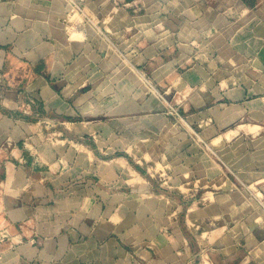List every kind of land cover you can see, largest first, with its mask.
<instances>
[{
	"label": "crops",
	"instance_id": "crops-1",
	"mask_svg": "<svg viewBox=\"0 0 264 264\" xmlns=\"http://www.w3.org/2000/svg\"><path fill=\"white\" fill-rule=\"evenodd\" d=\"M70 1L0 0V264H264V0Z\"/></svg>",
	"mask_w": 264,
	"mask_h": 264
},
{
	"label": "rangeland",
	"instance_id": "rangeland-1",
	"mask_svg": "<svg viewBox=\"0 0 264 264\" xmlns=\"http://www.w3.org/2000/svg\"><path fill=\"white\" fill-rule=\"evenodd\" d=\"M70 2H72L73 4H75V3H77V1L75 0V1H70ZM75 2V3H74ZM76 17H78V19H80V21H81V23H85L86 21H87V18H86V13L85 12H82V11H78L77 13H76ZM67 31V32H66ZM64 30V35H70L71 34V31L72 30ZM79 35H80V39H82V34H80V32L79 31H74L72 34H71V36H70V39H73V40H76L77 39V37H79ZM103 36H104V34H103ZM107 39V38H106ZM105 39V42H104V46L106 47L107 46V44H109L110 43V41L107 39L106 40ZM113 45L110 43L109 44V47H112ZM113 48V47H112ZM109 51H110V49H109ZM111 52V51H110ZM97 56H99V55H97ZM97 56L95 57V58H97ZM112 58L111 59H106L105 60V62L106 61H108L109 63H108V67H110L113 63H120V64H123L124 63V61L119 57V55H117L116 53H113L112 54V56H111ZM99 65H100V63H98ZM81 67H84V66H81ZM137 77L138 78H140L139 80H140V83H142L143 85H144V87L146 88V90L147 91H149V93L150 94H152L153 92L149 89L150 87H151V82H149L147 79H146V77L145 76H143V75H137ZM179 117V116H178ZM194 136H196L197 137V135L194 133ZM144 144H145V142H144ZM137 158L140 160V159H142L141 158V156H139V154H137ZM141 163H142V165L144 166V165H148L149 166V164H146V162L145 161H141ZM235 177V176H234ZM226 178H228V179H230L231 178V175H227V176H225V179ZM239 182V189H241L242 191H243V193H246L247 194V190H249V188L247 187L248 186V184L249 183H247V181L245 180V177H240V181H238ZM222 186H223V188H221V189H218V190H222V191H229V188H228V184H226L225 182H223V184H222ZM233 187H236V186H233ZM236 189V188H235ZM199 191H200V193L201 192H203V189H198Z\"/></svg>",
	"mask_w": 264,
	"mask_h": 264
},
{
	"label": "built area",
	"instance_id": "built-area-1",
	"mask_svg": "<svg viewBox=\"0 0 264 264\" xmlns=\"http://www.w3.org/2000/svg\"><path fill=\"white\" fill-rule=\"evenodd\" d=\"M151 84V83H150ZM153 94H155L167 107L168 112L181 117L180 113L178 110L174 107V105L171 103V101L167 98L164 92L160 91L157 87H155L153 84H151V87L149 88ZM5 235H3L0 232V242L4 240ZM2 260V256L0 254V262Z\"/></svg>",
	"mask_w": 264,
	"mask_h": 264
}]
</instances>
